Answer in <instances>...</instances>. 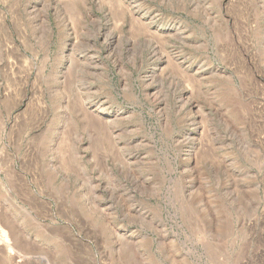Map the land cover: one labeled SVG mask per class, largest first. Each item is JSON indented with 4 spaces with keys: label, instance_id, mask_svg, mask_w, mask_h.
Here are the masks:
<instances>
[{
    "label": "rangeland",
    "instance_id": "374dc122",
    "mask_svg": "<svg viewBox=\"0 0 264 264\" xmlns=\"http://www.w3.org/2000/svg\"><path fill=\"white\" fill-rule=\"evenodd\" d=\"M263 201L264 0H0V264H264Z\"/></svg>",
    "mask_w": 264,
    "mask_h": 264
},
{
    "label": "built area",
    "instance_id": "2783aa9c",
    "mask_svg": "<svg viewBox=\"0 0 264 264\" xmlns=\"http://www.w3.org/2000/svg\"><path fill=\"white\" fill-rule=\"evenodd\" d=\"M264 202V201H263ZM262 216H264V203H263V208H262V212H261ZM241 264H252L250 261H244Z\"/></svg>",
    "mask_w": 264,
    "mask_h": 264
},
{
    "label": "bare ground",
    "instance_id": "6f19581e",
    "mask_svg": "<svg viewBox=\"0 0 264 264\" xmlns=\"http://www.w3.org/2000/svg\"><path fill=\"white\" fill-rule=\"evenodd\" d=\"M0 229H1V228H0ZM2 231H3L4 235H5L6 232H5L4 230H2ZM2 242H3V241H2ZM12 256H13V255H12Z\"/></svg>",
    "mask_w": 264,
    "mask_h": 264
}]
</instances>
